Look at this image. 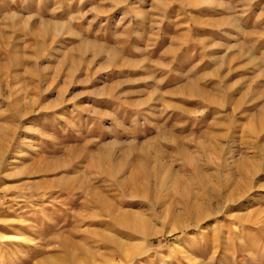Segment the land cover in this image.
<instances>
[{
  "label": "rangeland",
  "instance_id": "1",
  "mask_svg": "<svg viewBox=\"0 0 264 264\" xmlns=\"http://www.w3.org/2000/svg\"><path fill=\"white\" fill-rule=\"evenodd\" d=\"M45 260L264 264V0H0V264Z\"/></svg>",
  "mask_w": 264,
  "mask_h": 264
},
{
  "label": "bare ground",
  "instance_id": "2",
  "mask_svg": "<svg viewBox=\"0 0 264 264\" xmlns=\"http://www.w3.org/2000/svg\"><path fill=\"white\" fill-rule=\"evenodd\" d=\"M40 264H53V262L51 260H45V261L41 262Z\"/></svg>",
  "mask_w": 264,
  "mask_h": 264
}]
</instances>
